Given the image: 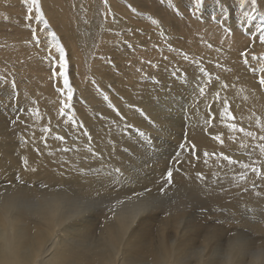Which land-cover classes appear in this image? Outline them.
<instances>
[{"label": "bare ground", "instance_id": "6f19581e", "mask_svg": "<svg viewBox=\"0 0 264 264\" xmlns=\"http://www.w3.org/2000/svg\"><path fill=\"white\" fill-rule=\"evenodd\" d=\"M231 1L238 6L235 13H231V8L226 7L224 1H222L223 5L214 2L212 5L197 6L196 0H107L106 4L105 0H42L41 9L49 24V29L45 30L42 23L27 19L25 5L20 4L23 6V13L21 12L20 15L16 13L17 5L13 3V0H0V21H7L10 29L24 28V19L28 25H32V28H28L31 32L28 29L24 30L25 32H21L22 35L14 38L13 41V48L17 55H23L22 51H25L24 55H21V62L24 61L26 66L30 64V66L38 67L35 57L37 53L40 52L42 56L48 58L49 50H51V54L58 55L48 35L49 31H54L60 44L66 49L70 79L74 88V97L71 102L73 107L61 116L59 112L62 97L57 92L49 91L48 95L40 94L42 96L40 98L31 89L33 88L32 77L27 78L22 84L21 80H18L21 77L16 72V84L13 89L12 85H8L0 78V85L5 84L7 90L14 91V95L0 91V121L6 120L9 112L12 118L15 119L17 116L20 118L14 132L0 129V264H129V255L132 253L135 254L138 264H239L235 262L238 254L233 247L227 249L225 253L217 250V247L212 250L207 249L210 245L207 229H205L206 232L201 229L207 234L202 235L201 231L202 234L199 236L200 233H197L199 231L196 232L195 228L190 227L195 231H190L189 228L186 231L189 233L183 234L177 240H172L171 243L168 242L165 231L168 228L176 230L178 223L182 224L183 220L179 216L186 206L182 207V211L180 208L175 209L173 214H166L161 220L156 221L159 240L154 243L151 241L152 233L149 230L152 226L148 222L150 217L146 219L140 207L136 208L131 205L114 208L102 207V211H98L96 204H90L100 197V201L98 199V202L94 201L95 203L104 201V206L110 198L106 192L110 193L111 185L116 182L119 185V181L122 180L131 185L133 191L138 192L137 187L146 188L147 186L159 192V186L163 181L158 174L165 171L163 167H165L166 159L160 157L153 160L148 157L149 155L147 158H141L139 153L144 148L151 149L159 142L156 143L155 139L149 138L150 136H140L139 132H144L145 135L158 134L167 141L170 139V141L176 140L177 143L186 142L196 145L199 154L192 155L191 159H189V154H186L187 152L182 153L183 151L178 148L175 150L174 164L176 167L174 168L178 167L180 171L173 170L171 187L178 192H186L185 195H187L188 191L191 194L205 197L213 190L211 193L213 197V193L220 191V181L224 180L225 183H221L227 188L228 196L232 194L238 196L243 187L253 185L255 181V184L260 185L259 192L257 193L258 189L256 191L250 189L240 194L239 202L245 204L246 207L252 206L254 209H256V204L260 203L261 206V203H264V181L256 178L250 169L245 170L240 167L241 164L252 165L254 161L261 159L259 150L252 147L260 142L239 133H231L227 128V124L236 123L237 126H243L255 132L257 136L261 134L260 127L264 126V86L259 85V80L264 76V72L261 71L264 68V44L259 42V33L254 27V24L256 26L259 24V17L249 22L244 15L245 12H251L250 0ZM156 4L161 8L170 5L175 8L184 6L179 10L186 12L187 17L191 15L193 22L207 24L214 20L216 23H221V28L213 23L214 27L211 28L213 34L236 35L240 33L247 39L255 40V43L250 41L254 50L245 49L246 47L243 50L242 47L241 51H237L225 46H216L215 50H210L214 48V45L210 44L206 47L210 49L202 50L201 54H197L198 51L191 48L183 55L184 50L179 45V36L176 37V34L174 36L170 31L168 34H162L160 30L153 32L149 29L138 28L139 26L136 27L134 24L133 17L136 15L132 12L143 13L148 17H161L164 23L172 29L173 23H170L166 16H161L162 9L158 8L160 10L157 11ZM75 5L81 10L92 6L102 7L108 18L101 30L95 24L100 32V45L97 46V56H95L96 65L91 64L88 77L83 82L77 74V68L80 67L78 62L81 63L82 59L78 60L75 50V28L76 22L80 19V17L73 16L77 9ZM257 5L259 10L264 12V0H257ZM189 9H191L190 14ZM94 11L96 12L97 9H93ZM117 13L121 16L130 13L131 17L128 21L132 25L123 21L120 16L116 15ZM5 29V27H0V51L8 43L4 36ZM32 30H36L37 36L41 39V49L32 43ZM160 35L169 40L166 45L163 43V47L177 54L182 53L180 56L183 58L179 56L181 60L174 58V61L168 62L169 65L165 64V61V63H159L153 72H149V76H143L139 80H133L138 73L127 72L120 80L111 74L112 69L107 59L117 61L120 65L127 64L122 56L136 49L137 44H134V38L143 37L145 46L148 43L153 45L149 38L156 42ZM194 35L198 36L197 33ZM247 39L245 40L248 41ZM241 41L244 39L241 38ZM241 41H238V44ZM246 41L244 42L247 44ZM139 47H142L141 44ZM185 47H187L186 44ZM241 52L248 53L249 63H244ZM252 53L257 55L255 61L252 60V55L249 57ZM185 56L188 57L187 60L184 59ZM9 61L12 63V60ZM18 64L22 68L21 63ZM13 69L16 68L13 67ZM201 69L204 71L202 72ZM12 74L8 75L13 77ZM39 75L38 73L35 81ZM17 80L20 85L17 84ZM95 87L100 91L96 92ZM105 96L108 99H104ZM14 98H18L17 103L20 107L18 112H13V106L16 103ZM225 101L234 117L232 121L219 116ZM206 105L211 108H207ZM33 110H38L39 116L33 115ZM209 111L213 116L212 127H208L205 123L209 118ZM165 112L168 114L172 112L173 120L167 118ZM257 121H259V126ZM178 122H180L179 131ZM127 124H132L134 129H127L125 127ZM137 125L140 126L139 130L136 129ZM46 127L50 128L47 133L42 131ZM58 129H62V132L59 133ZM59 134L65 137L63 141L55 139ZM213 135H220L223 143L213 140ZM230 136L233 138L230 139ZM20 137L26 141L23 145L20 143ZM89 137H91L90 140ZM70 141L73 143L69 144ZM241 145L248 147H241ZM63 148L71 150L64 152ZM89 149L96 151L98 156L93 157ZM156 151L158 150L154 152ZM204 152H208L209 156L204 157ZM222 154L237 160V164L228 165L222 159ZM239 155L241 158L237 159ZM25 159L28 161L27 166L24 164ZM136 167L139 171L145 172L146 170L155 174V178L154 176L152 180L150 177L142 178L140 177L141 172L135 170L139 172H137L139 177L137 175V179L134 180L131 169ZM116 168H119L120 172L114 171ZM135 171L134 174H136ZM249 171L248 177L241 180V174ZM148 172L145 174L147 175ZM261 172L264 173V168ZM17 176L20 177V182L15 179ZM200 176L203 179H200ZM55 185H62V187ZM123 188L124 186L122 190ZM223 188L221 191L225 190ZM215 189L219 190L215 191ZM85 190H87V195ZM250 192H254L255 196L253 194L254 197H252ZM174 195L176 196L175 192ZM223 195H226V192ZM175 196L174 198L177 199L178 197ZM215 197L214 195L213 198ZM159 198L162 201L163 196L159 195ZM181 200L178 199L180 202ZM187 200L185 198L184 201ZM198 200L194 199L193 203ZM169 201L166 200L168 204ZM211 201L213 202V199ZM187 202L190 203V200ZM108 203L111 207L112 202ZM173 203L175 204V201ZM243 204L240 207L244 206ZM190 205L193 204L190 203ZM234 207L237 206L234 204ZM186 210L185 212H188ZM90 214H95L98 218L89 217ZM263 218L256 220L252 225L250 223V227L264 229ZM194 222L196 224L197 221ZM184 224L187 225V223ZM197 225L199 226L198 223ZM72 234L76 235L70 243L69 236ZM195 238L202 239L200 243L198 242V244H203L202 249H198L200 246L196 247L197 249L191 248L194 247ZM233 238L232 241L235 242Z\"/></svg>", "mask_w": 264, "mask_h": 264}, {"label": "rangeland", "instance_id": "374dc122", "mask_svg": "<svg viewBox=\"0 0 264 264\" xmlns=\"http://www.w3.org/2000/svg\"><path fill=\"white\" fill-rule=\"evenodd\" d=\"M1 1H4V0H1ZM22 1L23 0H21V1L13 0V3L14 4L16 3L15 5H17L16 6L17 7L16 13H20V15H21V12L23 13V8H22L23 6L20 5V4H23ZM150 1H152V0H150ZM154 1H160V0H154ZM222 1H224V5L226 7L229 6L231 8V10H230L231 13H235V11H237V9H236V8H238L237 4L236 3H233L231 0H227V1L226 0H203V3L202 4L212 5L214 2H219V3L222 4ZM41 3H42V0H40V4ZM75 7L77 8L76 9V14L77 15L75 13H73V16L74 17H80V19L78 20V22H76V28H75V34H76V37H75L76 38L75 39L76 40L75 50H76V53H77L78 60L80 61L82 59L81 63L78 62V64H79L78 66H80V67L77 68V74H78V76L80 75L79 76V79L81 80V82H83V81L86 80V77H88L89 70H90V66H92L91 64L94 63L96 65V62H95V59H96L95 56H97L96 55V50L98 48L97 46L100 45V38H99L100 32L98 31V28L97 27H100V30L103 29L104 22L108 18L106 17V15H107L106 11L102 7H99L98 6L97 8H94L95 6H92V7H88L86 9H83V10L79 9L76 5H75ZM158 8L162 9L161 16H164V17L166 16V18L170 20V23H173V25H172L173 28L172 29H174V30H172L171 28H169L168 25L165 24L164 21L161 19V17L160 18H157V17H148V16H146L143 13H135V12H132L134 15H136L135 17H133L134 18L133 19L134 24L136 25V27L139 26L138 28L149 29V30H152L153 32H156V31L160 30L162 34H168L169 33L168 31H170V33L173 34L174 36L176 34V37L179 36V41H178L179 45L181 47H183V50H184V54L183 55H185L188 52V50H190L191 48L192 49L194 48L195 50H197L198 51L197 54H201L202 53V50L210 49V47L206 48L210 44H213L214 45V48H211L210 50H215L217 48L216 46L230 47V48L235 49L237 51H241L242 50L241 49L242 47H243V50H244L245 47H246L245 49H253L254 50V48H252V46H251V42L252 43H255V40H252L251 39L252 40L251 41L250 39H247V38L243 37L240 33H237L236 35H232V34H228V33H215V34H213L212 31H211V28L214 27L213 23L217 24L219 28L222 27V24L221 23H216L214 20L211 21L212 23H207V24H203V23L201 24V23L193 22L191 20V19H193L191 17V15H190V17H187V15H185L186 12L184 13V11L179 10L180 8H184V6H180L178 8H175L174 6H171L170 5L169 7L167 6L166 8H161L158 4H156L155 5V9H158ZM78 9H79V13L77 11ZM93 9L94 10L97 9V11H96L97 13L95 11L93 12ZM160 9H158L157 11H159ZM190 10L191 9H189V11H188L189 14H190ZM95 14H96V16H95ZM125 14H124V16H121L118 13L116 15L120 16L123 19V21H125L126 23H130L128 20L130 19L131 14L130 13H125ZM94 20H96V21H94ZM153 21H157V23H153ZM6 22L7 21H0V27H5L6 28L4 30L5 31L4 32V36L8 40L7 45L2 49V51H0V78L3 81H6V83L8 85H12V82L13 81L15 82V76H16L15 73L17 72L16 74L19 77H21L18 80L19 81L21 80L20 83H22V84H23V81L25 82L27 80V78L32 77L33 80L31 78L30 79L32 81L31 82V85H33V88H31V89H33V91L36 92V94H37L38 97L42 98L41 95H44V94L45 95H48L49 94V91L56 92V87H57V84L59 82L56 81L57 83H55L50 78V71H49V64H48V58H47V56L44 57V56H42V53H40V52L37 53L35 55V57L37 58V61H38V67H36V65H33V66L31 65L30 66V64H29V66H30L29 67L28 64H27V66H26V63L24 64V61H23V63L21 62V60H22L21 59V55L22 54L21 55H17L15 49L13 48V46H14V42H13L14 41V38H17L18 36H21L22 34H20V33L21 32H25L28 28H32V25H28L27 22H26V20L24 19L23 20V23H24V28L25 29L24 28H20V29H14V30H12V29L9 28V26L7 25ZM95 24L97 25V27H96ZM130 24L132 25V23H130ZM109 25H111V24L109 23ZM254 27H256V24H254ZM127 29L128 28H126V30ZM190 29H193L196 32H194L193 30L190 31ZM28 31L31 32L30 29H28ZM195 33H197L199 37L196 36V35H194ZM138 37H139L138 39H135L134 38V44H137L136 49L134 51H132L131 53H127V54L125 53L126 55H123L122 56V58H124L126 60L125 63H127V64L120 65V64L117 63V61L114 62L110 58L107 59V62L109 64L110 68L112 69L111 70V74L114 77H116L117 79H119V80L122 79L127 72L138 73V75L135 78H133V80H139L143 76H149L150 75L149 72L150 73L153 72L156 69V67L158 66L159 63H165L166 62L165 64H168L169 65V63H171L172 61H174L176 58H178L180 60H181V58H183V57L180 56V55H182V53L177 54L173 50H169V48L166 49L165 47H163V43H164V45H166L167 42L169 41L168 38L162 37L160 35L158 37V40L156 42L154 40H152L151 38H149V40L153 42V45H150L148 43L147 45L144 46L143 43H145V39L143 37H141V36H138ZM241 38H242V40L244 39V41H246L245 39H247L248 40V41H246L247 44L244 41H241ZM165 39H166V41H165ZM237 39H238V41H241V43L238 44ZM191 41H194V42L192 43ZM256 41H257V39H256ZM140 44H141L142 47H139ZM185 44H186L187 47H185ZM33 45H34V43H33ZM193 45H194V47H193ZM236 45H239L240 47L239 46H236ZM37 46H39L40 49H41V45H37ZM197 48L200 49V50H198ZM36 50H37V48H36ZM22 52H23V55H24L25 51H22ZM80 53H82V54H80ZM129 54H131L132 56L129 55ZM253 54L254 53L249 54V57L251 55H252L251 57L257 56L256 54H254V55ZM14 56H16V58ZM52 56L55 57V54H52ZM9 60H12V63H15V64L10 63ZM14 61H16V62H14ZM17 62L18 63H21L20 65H22V68L23 69L21 67H19V64ZM10 64H12V65H10ZM13 67L16 68V69H13L12 70ZM26 69H28L27 70L28 73H27ZM19 70H20V72H19ZM21 73H22V75H21ZM38 73L40 74L39 75V78L35 81V78L38 77ZM8 74H12L14 76L11 77ZM29 74H31V75H29ZM18 80H17V84L20 85V83L18 82ZM15 84H16V82H15ZM4 85H0V91H4L5 93L9 92V93H12L11 95H14V91L12 92V89L14 87H12V89H10V90H7L6 89V86H4ZM74 86H75V84H74ZM38 87H40V88H38ZM2 88H4V89H2ZM95 91L98 92L100 90L95 87ZM14 101L16 103L13 106V112L14 111L15 112H18V110H20V107L18 106V103H17L18 98H14ZM9 113H8V115L11 116ZM8 115L6 117H8ZM165 115H166L167 118H171L172 119V112H169V114H168V112H165ZM12 119H14V118H12ZM177 125H178V131H179L180 130V126H179L180 125V122H178ZM132 129H134V128H132ZM57 131H59V133H60V132H62V129H58ZM59 135H61V134H59ZM144 136H147V137L150 136L149 138L155 139V142L156 143L159 142V143H157L156 146L153 147L155 149H153V148L150 149L149 148L151 154L148 153L149 152V149L144 148L142 150V152L139 153V154H141L140 157L141 158H144V157L147 158V155H149L148 157L151 158V159H153V160L158 159L160 157H164V159H166L165 160V167H163L165 171L163 170L164 172H159V174H158V175L161 176V181H163L162 180V177L166 175L167 170L170 169V167H172L173 164H174V162H175L174 161V154L176 153L175 150H177V148L178 149H181V147H180L179 144L182 145L183 143L185 144L186 142H183V143L182 142H179V143H177L176 140H172L173 141L172 142V141H170V139H168V141L165 139L166 140L165 141L158 134H152V135H147L146 134ZM160 142H162L164 144V146H163L162 143L160 145ZM68 143L71 144L73 142L70 141ZM188 149L189 148L181 149L183 151L182 153H186L187 152L186 154H189L188 152L190 151V149H189V151H187ZM155 150H158L160 153H158V151L154 152ZM196 151H197L196 154L193 155V156H196L197 154H199V151L198 150H196ZM153 152H154V154H153ZM159 154H161V155H159ZM240 158H241V156L239 155V157L237 159H240ZM260 160H256L258 163L255 166H257V167L260 166V163H259ZM238 162L240 163V160ZM174 167H176V164H174V166L172 167V170H175ZM138 169L139 168H137V167L131 169V175H132V177H133L134 180L137 179L136 176L138 175L139 172H141L140 177L144 178V176H145V177H147L146 179H148L150 177V180H152V177L155 175L153 173H149L146 170H145V172H142V171H139ZM135 170H138L139 172L137 171L138 172L137 173ZM134 171H135L136 174H134ZM146 172H148L147 175L145 174ZM245 173H247V175L245 176V179H246L248 177L250 171L249 172H245ZM242 174H244V173H242ZM141 175H143V176H141ZM137 177H139V175ZM154 178H155V176H154ZM123 181L124 180L119 181L120 182L119 185L116 182L117 184L114 183V184L111 185L112 187L110 186L111 187L110 189H112L113 191L112 190L110 191V189H109L110 193L109 192H106L107 193L106 195L108 196V198L110 197L111 200H109L110 199L109 198L108 201L106 202V204L104 206H103L104 201H102L101 203H95V201L98 202V200H99L100 197L99 198L96 197L98 200L97 199H94L95 201L93 200V203H90V204L91 205L96 204V206H97L96 209L98 211H102V207H105V208H114L116 206H119V207L120 206H124V207H126V205H131L132 207H136V208L140 207L142 209L143 213H145V214H143V216L145 215L147 217L146 219H148V217H150V219H148V222L150 223V226L151 225L152 226L150 227L149 230H150V233H152V235H151V241L152 242L154 241V243L158 242V240H159V238H158L159 237V233H158V223L156 221L161 220L162 217H164V215H166V214H173L175 212V209L178 210L180 208V211H182V207L184 208L185 206L186 207L182 211L183 214L181 212L180 213V216H179V218L181 217L180 219L183 220V221L179 220V222L181 221L183 225L181 223H178V225H177L178 228L176 229L177 231L176 230H173L172 228H168L167 231H165V236H166V239L168 240L169 243H171L172 240L179 239L183 234L189 233V232H186V231H188L190 227L191 228H195L196 232L199 231V232H197V233H200L199 236H201V234L203 233V231L206 232L205 229H207V231H208L209 244L211 246H213V247H211L209 245V247L207 249L212 250V249H216V247H217V250H220L222 253H225V252H227V249L233 247V244L235 243L234 241H232V238L233 237H234L233 240H237L238 238L242 237L246 232L249 233V234H258V232L260 231L258 229V227L255 229V228H252L250 226L253 223H255L256 220L258 221V220H260L261 218L264 217V203H261V206L259 205L260 203H258V205L256 204L255 205V208L256 209H254V207H252V206L246 207V205L243 204V203L242 204L244 206L240 207V205H242V204L239 202L240 194H242V193H244L246 191H249L250 189L253 190V191H256L258 189V191H257V193H258L259 192V188H260V185H258V184H256V188L255 189H253V186L252 185L245 186L246 188L243 187L241 189V192L239 193L238 196H234L233 194L231 196H228V194H227V188L225 187L224 184L221 183V182L224 181L223 180V181H220V183H219V185H221L220 191L222 190L221 188L224 187L223 189H225L226 191L225 190H223V191L226 192V195L228 197L226 195H223V194H225V192H223V191H221V192L219 191L218 192L217 190H219V189H217V190L215 189V191H217L218 194L221 195V196H219L217 194V192L216 193H213V197H214V195L216 196L215 198H213L212 197V194H211L213 190L209 192L211 195L208 193L204 197V196H200V195L191 194L188 191H187L188 194L185 195L186 192L183 193L182 191H180V192H182V193H180L174 187H171L170 186L169 189L167 188L168 191L166 192V195L163 196V199L161 201V199L159 198V195H160L159 192H156V191H153L152 190L150 193H145L144 190L146 188H148L147 186H145L146 188H144V186L142 188L137 187L136 190H138V192L137 191H133V188L130 187L131 185H129L126 181H124V182ZM121 182H123V183H121ZM126 183H127V185H125ZM223 183H225V182H223ZM120 184H123V185H120ZM117 185L120 186L119 187V189L121 188L120 190L117 188L118 187ZM55 186L56 187H62V185H60V186L55 185ZM123 186H124V188L127 187V189H125L126 191L124 190V188L122 190V187ZM173 189H175V190H173ZM130 190H131V192H130ZM134 190H135V188H134ZM123 192H126V193L123 194ZM128 192H129V194H128ZM135 192L141 193L142 195H140V196L136 195V197H135V194H133ZM174 192H175L176 196L178 197L177 199L174 198V196H175L174 195ZM249 194H251L252 197L255 196V193L254 192H250ZM253 194H254V196H253ZM132 195H134V196H132ZM168 195H170L171 198L173 196V198L171 199L170 197H168ZM207 196H208L209 199L207 198ZM130 197H132L133 199H131ZM160 197H162V196L160 195ZM164 197H165V199H164ZM220 197H221V199H220ZM134 198H136L137 200L140 199L139 200L140 203L137 202V200L134 199ZM180 198L183 200V202H182V200ZM185 198H186V200L188 199L187 201L190 200V203L193 204V205H190V203L187 202V201H186L187 202L186 203L184 201ZM198 198H199V200H198ZM216 198H217V200H216ZM178 199L181 200V202L178 201ZM194 199H197L198 201H194V203H193V200ZM212 199H213V202L211 201ZM166 200H167V202H168V200H170L169 201V204L166 202ZM120 201H123V203H120ZM174 201H175V204L173 203ZM204 201L207 203V205H206V203ZM108 202H112L111 203V207H110V203H108ZM143 202H145V203H143ZM222 202L225 203V204L221 206V204H223ZM141 203H142L143 206L141 205ZM156 203H158V204H156ZM178 203H181V204L178 205ZM230 203L231 204L233 203L232 204L233 207H234V204L237 207L236 208L235 207L234 208L231 207L232 205ZM100 204H102V205H100ZM148 204H150L149 207H151L152 209L148 207ZM176 204H177L178 207L176 206ZM99 205H100V207H99ZM188 205H190V206H188ZM194 205H196V206H194ZM229 205H230L231 209H230ZM187 206L189 207L188 210H186L187 209ZM193 206H194V209H196V210L192 209ZM170 207H171V210H170ZM168 208H169V211H168ZM190 209H192L193 211L190 210ZM185 210L188 211V212H185ZM189 210H190V213H189ZM252 210H254V211H252ZM258 211H261V212H258ZM154 212H156V213H154ZM191 212L193 214H191ZM184 213H186L187 215L184 214ZM154 214L157 216L156 218H155V215ZM158 214H160V215H158ZM190 214H191V216H188ZM89 217L98 218V216L95 215V214H90ZM193 217H194V220H192ZM207 218H209V219H207ZM225 218H226V220H224ZM186 219H188V220H186ZM194 221H197L196 224H194L195 223ZM101 222H103L102 219H101ZM184 223H187V225L184 224ZM188 223H190V224H188ZM197 223L199 224V226L197 225ZM244 223H245V225H244ZM250 223H251V225H250ZM179 225H181V227ZM188 225H189V227H187ZM201 225L204 226L205 228L202 227ZM258 226H260V224H258ZM152 227H154V229ZM191 228H190V231H195V230H191ZM251 229H252V231H251ZM253 229H254V231H253ZM201 231H202V233H201ZM210 231H213V232H215L217 234H215L213 232H210ZM223 233H225L226 235L223 234ZM206 234L203 233L202 235H206ZM96 236L97 235H95V237ZM199 239L200 238H198V239L195 238L193 240V243H194L193 246L194 247H191L192 249H197L198 246H200V248H198V249H202V245L203 244L202 245L201 244H198V242L199 241H202V239L201 240H199ZM195 244H196V246H195ZM237 254H238V252H237ZM237 258L240 260L239 255L237 256ZM237 258L235 259V262L236 261L237 262H240L239 260H237ZM251 259L252 258L249 257L248 264L251 263Z\"/></svg>", "mask_w": 264, "mask_h": 264}, {"label": "snow or ice", "instance_id": "6c2138e0", "mask_svg": "<svg viewBox=\"0 0 264 264\" xmlns=\"http://www.w3.org/2000/svg\"><path fill=\"white\" fill-rule=\"evenodd\" d=\"M107 3V0H105V4ZM197 6H200L203 3V0H196ZM23 4L26 7L27 10V19L32 21H38L44 25L45 30L49 29L48 21L45 19V15L41 9L40 0H23ZM251 5V12H245L244 15L247 18L249 22L256 20L257 17H259V24L256 26V30L259 33V42L261 44H264V12H261L257 5V0H250ZM134 10V9H133ZM153 23H157V21H153ZM48 35L51 38V43L54 46L55 53H58L55 57L52 56L51 50H49V57H48V64H49V71H50V78L54 82L58 81L56 87V92L62 97L60 100V112L59 114L61 116L65 115L66 111H70L73 107L72 101L74 97V88L70 79V68H69V60L67 58L65 48L62 44L59 42V38L57 37L56 33L54 31H49ZM31 40L35 45L41 44V39L37 36L36 30H32L31 33ZM240 55L244 57V63H249L247 56V52H241ZM185 60L188 59L187 56L184 57ZM257 58L255 56L252 57V60L255 61ZM203 72L204 69H201ZM262 72H264V68L261 69ZM259 85L264 86V76H262L259 80ZM12 86L15 87V82H12ZM203 91V89L201 90ZM104 99H108L107 96L104 97ZM207 108H211V106L206 105ZM33 115L39 116L38 110H33ZM7 115V114H4ZM143 115V113H141ZM219 116L221 118H226L229 121L234 120V117L232 115V112L227 107V101L223 104V110L219 113ZM208 119L205 121V123L208 125V127H212V112L209 111L208 113ZM19 117L17 116L15 119H12L11 116H8L6 120L0 121V129L6 130V131H15V126L17 122L19 121ZM123 119V117H121ZM257 124L259 126V121H257ZM127 129H132V124L125 125ZM139 125L136 126V129L139 130ZM227 128L231 133H239L242 134L244 137L250 138L252 140H258L260 143H257L253 145L252 147L259 150V156L261 160L259 161L260 166H255L258 162L254 161L252 165L250 164H241L240 167L242 169L248 170L250 169L251 173L255 175L256 178L264 181V173L261 172V168H264V126L260 127L261 134L259 136L256 135L255 132L250 131L246 129L243 126H237L236 123H229L227 124ZM43 132L47 133L50 131V128H43ZM87 135V133H85ZM140 136H144V132H139ZM232 139L233 137H229ZM58 141H63L65 139L64 136L58 135L55 137ZM91 137H89V140ZM213 140L220 141L221 140L220 135H213ZM20 143L23 145L26 143V141L23 139V137H20ZM181 149L189 148V159H191L192 155L196 154V145L194 143L192 144H182L180 145ZM241 147H248L247 145H241ZM64 152H68L71 149L70 148H63ZM91 152V155L93 157L98 156V153L92 149H89ZM204 157H208L209 153L204 152ZM222 159L227 162L228 165H235L237 164V160L232 159L228 155L222 154ZM27 159L24 160L25 166H27ZM182 163V162H181ZM176 171H180L179 168L175 169ZM35 171V169H33ZM116 172H120L119 168L114 169ZM247 173H244L241 175V180L245 179V176ZM199 176V174H198ZM200 179H203L202 176L199 177ZM15 179L20 182V177L17 176ZM163 183L159 186V194L161 196H165L167 192V188L170 187L173 184V170L168 169L166 172V175L162 177ZM253 189L256 188L255 181H253ZM152 191L151 188H146L144 190L145 193H150ZM85 194L87 195V190H85ZM135 195H142L141 193H134ZM120 203H123V201H120ZM110 211H113V209H109ZM76 234H72L69 236V242H73V236ZM233 250L238 252V255L240 257L239 264H248L249 257L252 259H262L264 258V229H261L258 234H249L245 233L242 237L238 238L235 243L233 244ZM129 264H138L136 256L134 253L129 255Z\"/></svg>", "mask_w": 264, "mask_h": 264}, {"label": "clouds", "instance_id": "9594fccd", "mask_svg": "<svg viewBox=\"0 0 264 264\" xmlns=\"http://www.w3.org/2000/svg\"><path fill=\"white\" fill-rule=\"evenodd\" d=\"M251 264H264V258H262V259H251Z\"/></svg>", "mask_w": 264, "mask_h": 264}]
</instances>
